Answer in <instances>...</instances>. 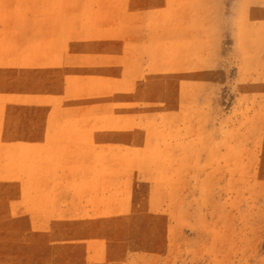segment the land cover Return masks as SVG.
Returning a JSON list of instances; mask_svg holds the SVG:
<instances>
[{
    "label": "rangeland",
    "instance_id": "obj_1",
    "mask_svg": "<svg viewBox=\"0 0 264 264\" xmlns=\"http://www.w3.org/2000/svg\"><path fill=\"white\" fill-rule=\"evenodd\" d=\"M0 264H264V0H0Z\"/></svg>",
    "mask_w": 264,
    "mask_h": 264
}]
</instances>
